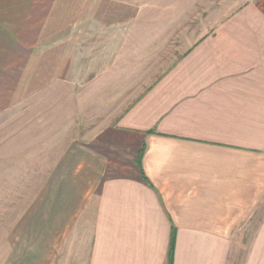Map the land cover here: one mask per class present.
I'll use <instances>...</instances> for the list:
<instances>
[{
  "label": "crops",
  "instance_id": "1",
  "mask_svg": "<svg viewBox=\"0 0 264 264\" xmlns=\"http://www.w3.org/2000/svg\"><path fill=\"white\" fill-rule=\"evenodd\" d=\"M219 3L0 0V116L83 88L90 120L78 147L51 111L10 132L60 135L41 166L85 167L37 192L21 264H167L173 227V264H227L264 209V1L228 29ZM262 215L245 264H264Z\"/></svg>",
  "mask_w": 264,
  "mask_h": 264
},
{
  "label": "rangeland",
  "instance_id": "2",
  "mask_svg": "<svg viewBox=\"0 0 264 264\" xmlns=\"http://www.w3.org/2000/svg\"><path fill=\"white\" fill-rule=\"evenodd\" d=\"M254 1L259 2L260 0H220L218 9L221 28L228 29V19H232L235 16L234 14L242 10L245 5L253 4ZM256 5L258 12L259 9L264 11V4L256 3ZM72 93L71 88H54L51 93L48 90L43 91L41 95L26 100L24 108L11 107L12 110H23L28 113L22 118L9 121L0 116V264H21V261L25 262V252L21 254L20 250L22 248L23 250L29 249V246L33 243L32 239L35 238V231L24 232L23 230L29 226L23 228L22 223L25 222L23 219L26 210L30 207L34 208L37 201V192L43 189V185L45 189H51L53 184L49 181L62 174L63 171L73 173L75 170L76 174L81 175L85 169L83 166H41L43 154L51 153L54 149L51 148L54 146H51L50 140L62 139L60 135H53L48 140L49 136H43V134L23 136L20 134L13 135L10 132L16 126H31L30 129L32 130H35L38 126L41 128L44 124V114L51 111L54 121H59L61 128L72 126L75 127V130L77 128L75 136L77 144L75 145L76 147L81 146L78 143L85 136L78 133L87 130L90 123V120L85 118L87 116V104L83 102L85 99H82L86 98L87 95L85 96L86 91L83 88H77L74 92L76 98L75 96L73 98L75 102H72V99L68 101V97ZM73 111L76 114L73 122L72 120L66 121L63 118L58 119L63 114L66 116ZM36 116L38 118H35ZM64 137L69 138L71 135H65ZM22 140H26V142ZM83 152L84 150L81 149L80 153H77L81 158L77 162H83ZM61 201L65 203L68 199H61ZM263 212L264 209L262 208L252 219V222L242 229L238 239L235 237L233 245L228 250L227 264H245L249 251L252 249L251 242L257 233V227L263 217ZM23 244L25 245L22 246ZM261 249L262 255H264V247Z\"/></svg>",
  "mask_w": 264,
  "mask_h": 264
},
{
  "label": "trees",
  "instance_id": "3",
  "mask_svg": "<svg viewBox=\"0 0 264 264\" xmlns=\"http://www.w3.org/2000/svg\"><path fill=\"white\" fill-rule=\"evenodd\" d=\"M174 244H175V229H171V235L169 240L168 255H167V264H173L174 258Z\"/></svg>",
  "mask_w": 264,
  "mask_h": 264
}]
</instances>
